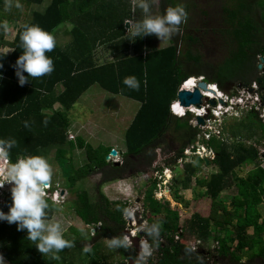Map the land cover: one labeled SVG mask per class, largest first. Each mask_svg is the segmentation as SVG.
Masks as SVG:
<instances>
[{
    "label": "trees",
    "instance_id": "16d2710c",
    "mask_svg": "<svg viewBox=\"0 0 264 264\" xmlns=\"http://www.w3.org/2000/svg\"><path fill=\"white\" fill-rule=\"evenodd\" d=\"M32 1L8 0L12 6L5 9L7 0H0V56L5 55L0 57L3 64L0 68V139L14 138L16 141L8 153L10 162H15L19 156L41 155L42 150L50 146L56 147L58 158H64L68 149H85L87 162L71 167L67 178L71 189L93 172L101 173V186L127 176L129 170L135 174L140 169L139 163L152 167L147 171L151 174L152 185L144 198V208L151 214L146 225L151 227L152 223H159L161 227L156 243L143 229L139 231V235L146 238L158 253L157 261L150 258L147 264H264L263 159L259 149L248 142L257 137L258 130L264 139L260 112L252 108L248 118L227 121L222 133L229 134L233 141H226L216 134L205 141L216 152L210 162L219 168L209 177L198 180L206 188L204 194L210 200L207 211L197 209L188 221L181 224L180 211L172 207L170 200L156 197L161 180L154 175L155 171L162 173L164 170L165 166L154 165L162 151L170 153L171 149L174 150L173 143L178 142L174 156L167 158L165 165H173L179 159L183 161L187 158L186 147L200 132L199 126L191 122L196 118L193 112L187 110L184 116H177L171 111V103L177 99L185 80L202 75L205 80L217 83L223 91H229V84L234 82L243 87L256 82L264 88V72L258 74V65L264 56V0H220V11L215 16L223 19L226 27L219 35L221 51L216 58L206 55L204 42L196 35V29L181 27V23L166 48L144 56L145 37H138L136 49L142 52L135 56L121 54L116 66L109 64L98 68L94 67L91 56L99 33L118 49L126 31V19L131 17L132 0H52L43 11L35 10L26 21L28 13L23 6L29 9ZM160 1L162 15L168 6L182 3L180 0ZM210 1L206 0L209 6ZM191 4L184 3L187 12ZM200 11L210 17L208 19L213 16L205 9ZM10 20L22 22L13 40L6 36ZM68 21L72 27L70 30L66 27L65 31L72 36L71 40L66 44L55 40L54 49L46 52L53 60V70L40 77H29L28 82L20 86L13 65L23 51L19 37L24 26L39 25L55 38ZM116 36L121 38L115 41ZM7 46L13 49L6 54L3 48ZM125 77H135L139 87L125 85ZM96 82L107 90L142 102L125 133L126 150L120 164L107 159L112 146H93L81 137L74 141L68 136L72 124L68 110L79 94ZM56 103L64 109L56 108ZM66 144L69 148L65 147ZM191 159L185 164L188 180L206 164L199 154L191 155ZM252 163L255 167L246 176L238 174L237 167ZM233 186H237V192L228 204L220 195ZM4 194V198L0 197V209L7 212L11 195ZM73 204L76 214L87 225L97 228L92 235L84 236L79 229L72 227V233H63L70 246L59 251L58 258L53 259L51 254L43 255L37 250L34 242L27 238L26 230H17L16 223L0 221V249L6 259L12 264H85L86 261L87 264H115L121 257L123 260L119 264H132L131 257L137 254L135 247L127 250L110 248L100 240L123 235L129 203L111 200L99 188L96 198L88 190L77 192ZM197 204L201 205L202 201L198 199ZM51 216L52 212H46V219ZM188 231L202 243L212 240L216 244L208 249L201 244L195 249L185 238ZM85 243L90 246L89 252L83 250ZM74 247L81 248L80 254L73 250ZM70 255L78 256L80 263L71 260Z\"/></svg>",
    "mask_w": 264,
    "mask_h": 264
},
{
    "label": "rangeland",
    "instance_id": "374dc122",
    "mask_svg": "<svg viewBox=\"0 0 264 264\" xmlns=\"http://www.w3.org/2000/svg\"><path fill=\"white\" fill-rule=\"evenodd\" d=\"M45 2L47 0H44ZM180 4H182L184 7V3H191L196 4L197 6L194 7L191 4V9L188 11V17L186 22H182L181 27L187 26L190 29H197L200 24H203V28L201 30L202 33H204V37L206 38L203 48L204 52H212L215 50L221 51V38H219V35L222 33L221 29L226 27L225 21L223 22V19H218L216 16H218L217 12L220 11V0H211L210 6L207 5L206 0H180ZM139 3V0H133V6L134 11L132 12V16L129 22L132 24H135L136 22L142 20L143 18L139 15V7L137 6ZM150 3V15L153 16H161V1L160 0H149ZM175 6L176 3H173ZM201 9H205L213 16L211 19H208L210 17L205 16L200 11ZM216 13V14H215ZM216 15V16H215ZM13 20L9 21L8 26L11 24ZM206 22L215 23L213 28L208 29L206 26ZM19 25V24H17ZM127 26V31L130 27ZM64 27H67L66 24H64ZM62 27L58 37H55V40L61 44H65L69 40V35L65 33V28ZM67 29H69L67 27ZM130 34V33H129ZM172 36V35H171ZM167 40L161 41L160 39H156L154 37L155 42L153 43L155 47H162L165 46L171 42L170 38ZM9 37V35H8ZM214 38V40H212ZM212 40V41H211ZM210 46V48H208ZM9 49V48H8ZM7 48H4L3 50H8ZM105 49V48H104ZM105 52V59H109L110 55L107 54V49L104 50ZM219 55V54H218ZM261 62V61H260ZM264 66L262 68H259L258 74L263 73ZM255 82H253L250 86L243 87L240 86L238 83L234 82L229 84V91H224L227 96V102L226 103H220L219 101L211 102L206 101L203 105L208 106L210 108V112L207 116V114L204 116L205 124H200L201 133L199 135V140L195 142L196 145L200 144H206L204 141V138L208 139L207 135L204 133L205 131L210 130L211 133L216 134L218 137L226 139V141H233L234 138L231 137L229 134L222 133L223 127H225L227 121L233 120V118H242L246 117L248 118V112L250 109L254 108L258 112H260L259 116L262 118V121H264V101L262 97H264V88L260 87L258 83L256 85L258 88H255L253 86ZM96 87H93L91 90L98 89L101 92H103L106 97H103L101 101L98 102L97 111L95 113L92 112V110H88L79 101L76 103V105L69 111V117L72 119V124L69 127V139H73V137L76 134L75 128L76 126L74 121L77 122H84L86 119L87 122L90 120V127L89 129L93 132H90L88 130L89 134H86L82 136L85 138V140L92 144L93 146L99 145L100 143H104L105 146H115V148L123 150V152L126 150L125 146V133L127 131L128 126L131 123V120L135 116L137 110L139 109L140 102L136 101L135 99H130L128 97L117 95L103 90V88H100L98 84H96ZM249 87L255 88L256 92L249 93ZM235 92V93H234ZM104 96V95H103ZM119 98L122 102H124L125 105V115L122 111H119L118 121H115V98ZM237 97H243L244 100H237ZM250 98V100L248 99ZM241 102V103H240ZM202 105V106H203ZM221 106L223 108H221ZM124 109V110H125ZM193 109L191 106L186 109ZM213 109L218 116H214L210 118V115L213 114ZM218 110V111H217ZM191 111V110H190ZM195 111V110H194ZM192 112V111H191ZM101 117V118H100ZM131 119H130V118ZM196 117V115H195ZM191 122L196 125L198 124V119L193 118ZM258 130V129H257ZM219 131L221 134H218ZM209 132V131H208ZM210 133V132H209ZM76 138L74 139V141ZM254 144L260 151L261 157L263 159L262 165L264 167V139L261 138V131L258 130L257 137H254L252 140L248 141ZM175 145V146H174ZM178 142L173 143L174 150L171 149L170 153H166L162 151L157 161L154 162V165L158 166H165L162 173L159 171H155V176L160 181L157 186L156 190V197L158 198H165L169 199L171 202L172 207L177 208L180 211L181 214V224L188 221V219L191 217L192 213L197 211V209H200L203 211H207L210 206V200L207 198V196L204 194V191L206 188L199 184L198 180L204 177H209L210 174L213 171L219 170L218 166L214 163L209 164H203L201 168L198 170V173L192 177V179H186V170H185V164L188 163V161H191V156H187L183 161L178 160L175 164L167 166L165 165V160L169 157H173L175 154V150L177 149ZM65 147H68V144L65 145ZM69 148V147H68ZM215 152V151H214ZM56 147L50 146L48 148H45L42 150V153L40 156H43L47 159L51 166V180L50 184L52 185V189H67V192L65 193L61 202H58V198L55 200L53 199H46L49 207L45 210V212H52L51 219H46L53 223H59L61 226L62 233L64 232H71V228L75 227L77 229L84 228L85 233L82 234L84 236H88V234H93L95 229H93V226L87 225L75 212L74 210V204L73 199L76 198V193L82 190H88L92 197L96 198L98 196V189L100 188L105 195H107L111 200H120V201H126L129 203V207L127 209L126 213V219H127V227L129 229H132L133 231H139V229H143V226L148 223V217L151 216L150 212H147L144 208V198L145 194L147 192V189L151 187L152 185V178L150 171L152 167L144 166V164H138L139 171L134 173H128L126 174L127 177L122 179L121 181H118L120 183V186H116V181H109L104 183L102 186H100V182L102 179L101 173L93 172L91 175H89L86 178H83L79 180L73 189H71L67 185V178L69 174L71 173V167H79L82 166L87 162V153L85 149L81 148H75L74 150L68 149V153L64 158V160H60L56 155ZM216 153V152H215ZM214 153V155H215ZM30 156V155H29ZM8 157V156H7ZM21 157V156H19ZM9 158V157H8ZM1 159V158H0ZM115 159H118L122 163V154L115 155ZM212 159V157H209V160ZM10 160V159H9ZM109 160H113L112 158ZM139 163V162H136ZM255 167V164H248L244 165L242 167H237L238 174L241 176H246L247 172ZM135 176H138L136 179ZM153 176V177H155ZM10 182H5V184H9ZM10 193V191L0 190V197L4 198V193ZM178 192V194H177ZM237 192V186H233L230 189L224 190L220 198L224 199L228 204H230V201L232 200L233 194ZM201 200L202 204H197V200ZM261 209L264 215V201L261 204ZM138 212V217H136L135 213ZM141 222V225H138V222ZM250 232L253 231L252 228L249 229ZM124 234V232H123ZM144 237L141 238V240ZM185 238L189 240L191 244H193L195 247L197 245H201L208 248H213L216 244L214 241H204L198 242L199 239H197L191 231H188L185 233ZM109 237L102 238V243L105 245L107 244ZM89 245V244H88ZM151 259L156 262L158 258V253L156 252L155 248H151ZM76 253L81 252V248L74 247ZM138 253V250H137ZM71 260H74L77 263H80L79 257L70 255ZM245 258L244 260H246ZM123 260V258L119 257L118 262L116 261L115 264H119V262ZM88 261L85 262L87 264ZM0 264H12L7 259H2V262Z\"/></svg>",
    "mask_w": 264,
    "mask_h": 264
},
{
    "label": "clouds",
    "instance_id": "9594fccd",
    "mask_svg": "<svg viewBox=\"0 0 264 264\" xmlns=\"http://www.w3.org/2000/svg\"><path fill=\"white\" fill-rule=\"evenodd\" d=\"M137 6L147 15L135 24L129 22L131 26L127 33H130L131 37L138 38L155 34L161 41L167 40L178 30L182 22L187 21L188 12L182 4L168 6L162 16L148 14L150 13L149 0H139ZM4 28L6 30V25ZM19 39L23 51L13 67L19 85L23 86L28 82L29 77H40L53 70V60L46 55V52H51L56 42L52 33L35 24L25 25L23 31L20 32ZM2 67L3 64L0 63V68ZM123 83L130 88L139 87L135 77H125ZM189 110L192 111V109ZM186 112L187 110H184L180 116H184ZM44 123L47 124L46 119ZM15 144L14 138L0 139V157H7L9 150ZM5 176L6 180L11 183L9 184L11 185V204L7 212L0 209V221H7L9 224L16 223L17 230H26L27 238L34 242L39 252L43 255L51 254L53 259L58 258L57 253L70 246V242L64 238L59 223L50 222L45 218V210L49 207L45 199V191L50 186L51 180L49 162L40 155L18 157L15 162L8 164ZM9 185H4L1 190ZM51 192L54 196L55 189H51ZM160 227L159 223H152L151 227L144 225L143 231L152 238L153 243H156ZM79 231L81 234L85 233L82 227ZM107 244L110 248L123 247L127 250L132 248L133 241L128 234H123L109 238ZM139 248L138 254L131 257L133 264H147V258L151 255V246L146 240H140ZM83 250L85 252L91 250L88 243L84 244ZM2 259L6 257L0 250V263Z\"/></svg>",
    "mask_w": 264,
    "mask_h": 264
},
{
    "label": "crops",
    "instance_id": "0c3cea01",
    "mask_svg": "<svg viewBox=\"0 0 264 264\" xmlns=\"http://www.w3.org/2000/svg\"><path fill=\"white\" fill-rule=\"evenodd\" d=\"M51 1L52 0H47L46 2L44 1V0H34V1H32V3L30 4V6H29V9H26V8H24V6H23V9H24V11L26 10V12L28 13L27 14V16H26V21L27 20H30V18H31V16H32V13L35 11V10H37V11H43L50 3H51ZM23 4H25V3H23ZM27 5V4H26ZM9 6H12V3H8V0H7V2H6V4H5V9H7V7H9ZM160 8H161V6H160ZM134 6H133V0L131 1V16H132V12L134 11ZM148 14H150V13H148ZM139 15H140V17L141 18H143L145 15H147V14H145L144 12H143V10L142 9H140L139 8ZM161 16H162V14H161ZM130 19H131V17L129 18V19H126V31H125V34H124V37L123 38H121V36H116V37H114L113 39L115 40V41H118V39L119 38H121V40H120V42H119V44H118V49H115V47H114V45H112V42H109V41H106L105 40V36H102V33H99V37H98V39H97V42H96V47H95V49H94V52H93V56H91V60H92V63L94 64V67L95 68H98V67H102V66H105V65H109V64H115V66L117 65V63L118 62H120V55L121 54H127V55H129V56H135V55H137L138 54V52H140L141 50H138V49H136L137 48V46H136V37H131L130 36V34L129 33H127V26H129V21H130ZM84 23H87V22H84ZM9 24V23H8ZM17 24H19V25H17ZM128 24V25H127ZM21 25H22V22L20 21V20H13L12 22H11V24L8 26V29H7V39H9V40H13L14 38H15V36L17 35V32H18V29L21 27ZM66 25H67V27L69 28V30L71 29V27H72V25H71V23L68 21L67 23H66ZM65 28V30H66V27H64ZM65 33L66 34H68V32H66L65 31ZM108 33H112V32H108ZM8 35H9V37H8ZM69 35V40L68 41H70L71 40V38H72V36L70 35V34H68ZM109 35V34H108ZM58 37V36H57ZM145 38H144V40H145V43H144V45H143V48H142V51H143V55L144 56H146L149 52H152V51H156V50H160V49H164V48H166L167 47V45H165V46H162V47H155L154 46V42H155V40L156 39H158L157 38V36L155 35V34H151V35H145L144 36ZM154 37H155V40H154ZM123 40V42H121ZM66 44V43H65ZM171 44V42L168 44V46ZM150 46H152V47H150ZM5 48H9L8 50H10L8 53H10L11 51H12V49L13 48H11V47H5ZM107 49V54L109 53V55H110V57H109V59H105V52H104V50L105 49ZM4 49V48H3ZM8 50H3L4 52H6L7 53V51ZM141 51V52H142ZM202 76V75H201ZM192 77H198V76H192ZM204 79H205V77H204ZM96 84H98L99 86H100V88H103V90H105V91H109V92H111V93H113V94H115V96H117V95H122V96H125V97H128V96H126V95H124V94H121V93H115V92H112V91H110V90H107V89H105L101 84H99L98 82H96V83H93V84H91L90 86H89V88H87V90H84V91H82L80 94H79V98L77 99V101H75V103H74V105L72 106V108L76 105V103H78L79 101L81 102V104L83 105V107H85L86 109H88V110H92V112L93 113H95L96 111H97V106L99 105L98 104V102L99 101H101V99H103V97H106V95L103 93V92H101L100 90H98V89H95V90H91L93 87H96L97 85ZM182 84H184V82L182 83ZM60 87V89H62V85H60L59 86ZM181 87H182V85H181ZM223 91V90H222ZM224 92V91H223ZM226 92V91H225ZM104 95V96H103ZM128 98H130V99H134V98H131V97H128ZM178 99V98H177ZM176 99V100H177ZM115 100L117 101V103L115 102V109H117V110H115V121H118V119L120 118H118V115H119V111H122L123 112V114L125 115V112H126V109L124 108L125 107V105H124V102H122L118 97L117 98H115ZM136 100V99H135ZM136 101H138V102H140V105H139V109L137 110V112H136V114H135V116L133 117V119L131 120V123H132V121L135 119V117L137 116V114H138V111L140 110V108H141V105H142V102L140 101V100H136ZM173 101H175V100H173ZM79 104V103H78ZM55 107L56 108H60V109H64L59 103H56L55 104ZM72 108H70L69 110H68V113H69V111L72 109ZM125 109V110H124ZM172 111V110H171ZM173 113V112H172ZM174 115H177V114H175V113H173ZM177 116H179V115H177ZM101 118V117H100ZM130 118V117H129ZM88 119H90V118H88ZM88 119H86L84 122H77V121H74V123H75V125L74 126H76V127H74L75 128V131H76V134H75V136L73 137V140L76 138V137H81V138H83V139H85L83 136H82V134L84 135V136H86L85 135V133L86 134H89V132H88V130H90L89 129V127H90V120L87 122V120ZM120 119H122V118H120ZM131 119V118H130ZM123 120V119H122ZM71 121H72V119H71ZM130 123V124H131ZM193 124V123H192ZM73 125V124H72ZM197 125V124H196ZM198 126V125H197ZM200 128V127H199ZM90 132H93V131H91L90 130ZM211 132V131H210ZM200 133H201V129H200V132H199V134L197 135V137H195V138H197V141L199 140V135H200ZM89 135H91V133L89 134ZM211 135H214V133H212ZM194 139V138H193ZM206 140H208V139H204V141H206ZM75 141H77V138H76V140ZM86 141V140H85ZM87 142V141H86ZM196 142V141H195ZM195 142H193L191 145H196L195 144ZM100 144H103L104 145V143H100ZM99 144V145H100ZM191 145H189V146H191ZM207 147H209L207 144H205ZM96 146H98V145H96ZM108 146H110V144H108ZM188 146V147H189ZM113 148H115V146H112ZM177 147H178V145H177ZM188 147H186V148H188ZM209 148H212V147H209ZM115 149H117L118 151H119V153H121V152H123V150L121 151V149H119V148H115ZM213 149V148H212ZM110 154V153H109ZM60 160H64V159H66V158H59ZM109 160V159H108ZM11 163V162H10ZM136 170V169H135ZM128 173H133V171L132 170H129V172ZM125 177H127V176H125ZM125 177H122V178H125ZM136 177V176H135ZM138 177V176H137ZM122 178H119V179H117V180H114V181H116L115 182V185L116 186H120V183L118 182V181H121L122 180ZM113 181V180H112ZM67 194V193H66ZM45 199H52L51 197H45ZM52 217V216H51ZM51 219V218H50ZM1 250V249H0Z\"/></svg>",
    "mask_w": 264,
    "mask_h": 264
},
{
    "label": "built area",
    "instance_id": "2783aa9c",
    "mask_svg": "<svg viewBox=\"0 0 264 264\" xmlns=\"http://www.w3.org/2000/svg\"><path fill=\"white\" fill-rule=\"evenodd\" d=\"M191 78H194L195 79V82H199V81H201V80H203L204 79V76H198V77H189L187 80H189V79H191ZM187 80H185L184 82L186 83L187 82ZM253 86H255V88H258V86L256 85V82L253 84ZM256 93H258L257 91H255ZM249 93H253V92H249ZM222 97H216V98H214L216 101H219V98H223L224 99V101H225V103L227 102V94L225 93V92H223L222 91ZM249 100H250V98H248ZM262 99H263V101H264V97H262ZM237 100L238 101H240V100H244L243 99V97H237ZM220 102V101H219ZM177 103H180V101L177 99V100H175V101H173L172 103H171V110H172V112L173 113H175V114H177V115H181V114H179V113H177V109H176V106H177ZM221 103V102H220ZM241 103V102H240ZM190 107V106H189ZM189 107H186L185 108V110L186 109H188ZM204 109H205V111L202 113V114H199V115H202L203 117L207 114V116H208V114H209V112H210V108H208V106H205L204 105V107H203ZM192 112L194 113V115H198L197 114V112L196 111H194L193 109H192ZM219 114H217V112H215V110L213 109V114L212 115H210V118H212V117H214V116H218ZM206 123V122H205ZM263 123H264V121H263ZM197 124V123H196ZM199 127H204V126H201L199 123L197 124ZM209 132H210V130H208ZM208 131H205L204 133L207 135V137H208V139L211 137V132L209 133ZM218 134H220V131H219V133ZM204 139H206V138H204ZM184 153L187 155V156H191V155H194V154H199L200 156H202V157H212V159H214L215 158V156H216V153L214 152V149H212V148H209V147H207L205 144H203V145H200V144H198V145H191V146H189L188 148H186L185 149V151H184ZM214 153H215V155H214ZM1 159H0V190L2 189L1 187H3L4 185H9V184H11V183H9V184H5V182L7 181L6 180V176H5V171H6V169H7V166H8V164L10 163V160H9V158L8 157H0ZM113 159V160H110V161H118V159H115V156L114 155H110V159ZM180 160H182V159H180ZM138 177L136 176V179H137ZM8 182V181H7ZM160 183V182H159ZM51 189H52V185L50 184V186L46 189V191H45V197H51L53 200H55L56 198H58V202H61L62 201V199H60L61 197H63V195L64 194H61V189L59 188V189H55V192H54V196H53V193L51 192ZM131 231L136 235L137 233H136V231H133L132 229H131ZM130 236V235H129ZM130 238L132 239V241H133V238L130 236ZM142 240H146L147 242H148V240L146 239V238H143ZM198 242L200 243V242H202L201 240H198ZM134 243V242H133ZM149 243V242H148ZM200 245H197V247H195L194 245H193V248H198Z\"/></svg>",
    "mask_w": 264,
    "mask_h": 264
},
{
    "label": "water",
    "instance_id": "95a60500",
    "mask_svg": "<svg viewBox=\"0 0 264 264\" xmlns=\"http://www.w3.org/2000/svg\"><path fill=\"white\" fill-rule=\"evenodd\" d=\"M129 23V22H128ZM128 25V24H127ZM259 68H262L264 66V56H261V62L259 63ZM212 83H215V82H209L205 79L199 81L197 83L196 86H194L193 89H189V88H186L184 86V84H182V87L179 89L178 91V94H177V98L178 100L180 101V103L184 106V107H189V106H192V105H196L198 107L202 106L206 101H211V102H216V100H214L213 98L209 97L208 95H206V90L208 89H211V84ZM217 85V83H215ZM240 86L242 84H239ZM248 87V86H247ZM211 90H214V89H211ZM249 91L250 92H255V88L253 87H249ZM219 101L222 102V103H225L224 99L223 98H219ZM196 118L198 119V123L199 124H205V119L202 115H197ZM197 141V138H194L193 139V142ZM119 154V151L115 148H113L111 151H110V154L107 155V159H110V155H117ZM120 154H123V152H121ZM204 160L206 162V164H209L210 163V160L208 157H204ZM121 162L120 161H116V164H120ZM5 191H10L11 190V185L5 187L4 189ZM66 193V189H62L61 190V194H65ZM138 213V212H137ZM135 213V214H137ZM142 221L139 222V226L141 224ZM124 234H128L130 235L132 238H133V242L135 243V247L137 248L138 252L140 250L139 248V235L138 234H134L131 229L129 228H126L124 230ZM133 264V261L132 259L130 260Z\"/></svg>",
    "mask_w": 264,
    "mask_h": 264
},
{
    "label": "bare ground",
    "instance_id": "6f19581e",
    "mask_svg": "<svg viewBox=\"0 0 264 264\" xmlns=\"http://www.w3.org/2000/svg\"><path fill=\"white\" fill-rule=\"evenodd\" d=\"M196 85H197V82H195L194 78H191V79L187 80V82L184 84V86L186 88H189V89H193L194 86H196ZM211 87H212L211 89H214V90H211V89L206 90V92H205L206 95H208L209 97H211L213 99L216 98V97H222V95H223L222 91L215 83H212ZM191 107L192 108L194 107V110L197 112V114H202L205 111V109L203 108L204 105L200 106V107H198L196 105H192ZM185 108L186 107H184L181 103H177V106H176L177 113L183 114ZM221 108H223V107L221 106Z\"/></svg>",
    "mask_w": 264,
    "mask_h": 264
},
{
    "label": "flooded vegetation",
    "instance_id": "af4514ba",
    "mask_svg": "<svg viewBox=\"0 0 264 264\" xmlns=\"http://www.w3.org/2000/svg\"><path fill=\"white\" fill-rule=\"evenodd\" d=\"M214 22L213 23H210V22H206V26L208 27V29H212L213 28V26H214ZM203 24H200V26L196 29V31L198 32V33H196V35H198L199 37H200V39L203 41V42H205V40H206V38L203 36L204 35V33H202L201 32V30H202V28H203V26H202ZM183 31V30H182ZM219 38H220V36H219ZM212 40H214V38L212 39ZM211 40V41H212ZM204 44V43H203ZM208 48H210V46L208 47ZM220 53V50H215V51H212V52H207L206 53V55L208 56V57H213V58H216L217 56H218V54ZM139 164H141V163H139ZM133 165H136V164H133ZM131 168V167H130ZM100 184H101V182H100ZM102 186V185H101ZM64 189H66V188H64ZM66 193H69V192H67V189H66ZM98 193H99V189H98ZM64 196V195H63ZM136 215V217H138V213L137 214H135ZM140 222V221H139ZM139 222H138V225H139ZM141 225V224H140ZM99 227H100V225H99ZM97 229V228H96ZM95 229V230H96ZM99 229V228H98ZM126 229V228H125ZM124 229V230H125ZM141 229H139V231H140ZM139 231H137V234L139 235ZM141 238H142V236H140L139 235V240H138V242H139V244H140V240H141ZM133 247H135V243H133ZM135 249L137 250V248L135 247ZM195 249H198V248H195ZM138 254V253H137ZM151 257L150 256H148V258H147V260L148 259H150Z\"/></svg>",
    "mask_w": 264,
    "mask_h": 264
}]
</instances>
